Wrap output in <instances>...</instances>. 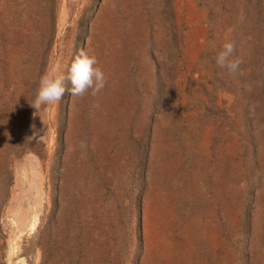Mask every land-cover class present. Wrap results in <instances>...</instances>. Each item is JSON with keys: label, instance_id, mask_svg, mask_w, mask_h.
I'll use <instances>...</instances> for the list:
<instances>
[{"label": "rangeland", "instance_id": "1", "mask_svg": "<svg viewBox=\"0 0 264 264\" xmlns=\"http://www.w3.org/2000/svg\"><path fill=\"white\" fill-rule=\"evenodd\" d=\"M0 264H264V0H0Z\"/></svg>", "mask_w": 264, "mask_h": 264}, {"label": "clouds", "instance_id": "2", "mask_svg": "<svg viewBox=\"0 0 264 264\" xmlns=\"http://www.w3.org/2000/svg\"><path fill=\"white\" fill-rule=\"evenodd\" d=\"M234 49L233 42H225L216 56L217 66L235 72L242 61L238 57L233 58ZM66 83L71 84L70 89L66 88ZM106 84L107 77L99 66L97 57L81 49L63 72L52 70L41 75L36 97L30 106L36 110L34 113L36 115L45 106L59 104L66 92L72 97L83 98L85 95L95 97L103 91ZM38 135V132H34L33 137ZM80 146L87 147L83 141Z\"/></svg>", "mask_w": 264, "mask_h": 264}]
</instances>
